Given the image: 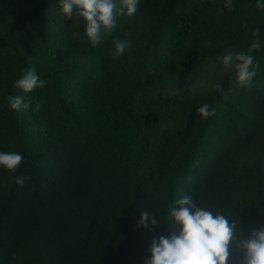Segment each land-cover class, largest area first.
<instances>
[{"label":"trees","instance_id":"obj_1","mask_svg":"<svg viewBox=\"0 0 264 264\" xmlns=\"http://www.w3.org/2000/svg\"><path fill=\"white\" fill-rule=\"evenodd\" d=\"M0 264H264V0H0Z\"/></svg>","mask_w":264,"mask_h":264}]
</instances>
